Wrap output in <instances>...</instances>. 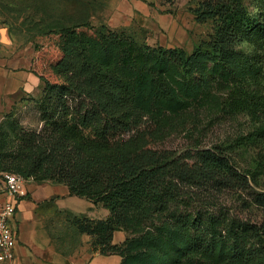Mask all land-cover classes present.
<instances>
[{"label":"trees","instance_id":"16d2710c","mask_svg":"<svg viewBox=\"0 0 264 264\" xmlns=\"http://www.w3.org/2000/svg\"><path fill=\"white\" fill-rule=\"evenodd\" d=\"M192 11L214 28L190 52L151 45L144 29L44 23L33 59L44 125L0 133V174L65 184L108 209L103 219L68 212L67 220L120 264H264V219L218 210L237 190L264 209L257 173L222 145H158L174 133L194 138L201 117L246 112L247 140L264 141L263 9L201 0Z\"/></svg>","mask_w":264,"mask_h":264},{"label":"rangeland","instance_id":"374dc122","mask_svg":"<svg viewBox=\"0 0 264 264\" xmlns=\"http://www.w3.org/2000/svg\"><path fill=\"white\" fill-rule=\"evenodd\" d=\"M200 1L0 0V65L9 68L10 63L13 71L34 73L35 44L42 41L39 27L44 23L87 21L95 27L105 23L114 29L127 28L136 32L144 29L149 44L183 47L190 52L200 41L208 39L214 28L213 22L196 21L192 10ZM244 1L255 13L264 11V0ZM42 85L39 79L33 92L20 91L0 97V133H6L8 139L9 134L14 136L22 129L43 127L37 106ZM197 123L199 128L194 138L174 133L158 145L178 151L196 145L228 147L238 167L257 173L258 189L264 188V141L246 138L253 130L251 114L246 112L231 118L201 117ZM54 199L40 210L53 246L47 251L45 264H120L118 255L95 256L98 252L91 247L92 238L78 233L67 220L68 212L92 219L104 218L106 212L102 204L91 209L92 202L86 198ZM218 210L251 221L264 219V209L254 204L242 190L224 193ZM125 236V232L119 234L120 239Z\"/></svg>","mask_w":264,"mask_h":264},{"label":"crops","instance_id":"0c3cea01","mask_svg":"<svg viewBox=\"0 0 264 264\" xmlns=\"http://www.w3.org/2000/svg\"><path fill=\"white\" fill-rule=\"evenodd\" d=\"M13 69L10 63L9 68L0 65V97L12 96L20 91L33 92L35 84L39 81L34 73L23 70L13 71ZM26 189L27 195L17 199V210L13 220V226L18 236L16 263L45 264L47 251L51 250L53 246L51 245L52 237L43 224L40 210L44 204L52 202L53 198L67 200L73 196L69 195V188L65 184L39 183L33 179L27 180ZM95 205L91 203L89 207L92 209L95 208ZM105 212L104 218L109 214L106 208ZM121 232L123 231L115 233V243H121L124 240L119 237ZM82 235L89 236L87 234ZM117 237L119 240L116 241ZM97 255L102 254L98 252L95 256Z\"/></svg>","mask_w":264,"mask_h":264},{"label":"built area","instance_id":"2783aa9c","mask_svg":"<svg viewBox=\"0 0 264 264\" xmlns=\"http://www.w3.org/2000/svg\"><path fill=\"white\" fill-rule=\"evenodd\" d=\"M27 180L19 173L0 174V264H17L18 236L13 220L17 210V199L27 195Z\"/></svg>","mask_w":264,"mask_h":264}]
</instances>
